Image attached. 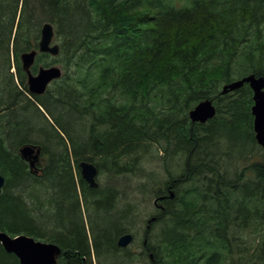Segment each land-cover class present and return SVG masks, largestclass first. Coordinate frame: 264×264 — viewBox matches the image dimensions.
Returning a JSON list of instances; mask_svg holds the SVG:
<instances>
[{
  "label": "trees",
  "instance_id": "16d2710c",
  "mask_svg": "<svg viewBox=\"0 0 264 264\" xmlns=\"http://www.w3.org/2000/svg\"><path fill=\"white\" fill-rule=\"evenodd\" d=\"M46 22L60 51L38 52L31 70L63 73L37 95L21 55L39 50ZM252 73L264 76V0H0V229L58 244L61 264H264L253 91L220 90ZM204 99L217 114L202 126L189 111ZM26 144L41 148L40 175ZM152 158L168 178L155 180ZM82 160L138 180L91 188ZM152 195L168 197L149 224ZM144 222L139 256L118 246ZM248 230L250 246L230 235ZM0 264H20L1 242Z\"/></svg>",
  "mask_w": 264,
  "mask_h": 264
},
{
  "label": "water",
  "instance_id": "95a60500",
  "mask_svg": "<svg viewBox=\"0 0 264 264\" xmlns=\"http://www.w3.org/2000/svg\"><path fill=\"white\" fill-rule=\"evenodd\" d=\"M56 37L55 27L52 23L46 22L41 28V38L39 41V50L24 52L21 55L23 69L28 74V88L33 94H43L48 85L62 75V69L58 65L48 67H39L37 73H33V66L38 52L49 53L53 56L59 54L60 45L54 42ZM248 83L253 91L254 103L251 112L254 116L255 137L260 146L264 148V76L248 74L240 79L234 80L223 86L221 93L225 94L234 91ZM217 113L216 106L212 99L200 101L194 108L189 111V117L194 122H205L213 118ZM21 156L29 162L30 167L34 168L38 162L41 149L37 145L26 144L19 149ZM81 176L89 183L91 187H97L99 184L96 180L98 174L97 166L88 160H82L79 163ZM5 185V177L0 174V193ZM174 193L171 192V197ZM156 217H151L148 222L151 223ZM150 225H148V228ZM134 241V235L131 232L122 234L117 241L121 248H126ZM0 242L7 252L14 253L20 264H60L61 247L49 241H43L27 234L12 236L0 229Z\"/></svg>",
  "mask_w": 264,
  "mask_h": 264
},
{
  "label": "rangeland",
  "instance_id": "374dc122",
  "mask_svg": "<svg viewBox=\"0 0 264 264\" xmlns=\"http://www.w3.org/2000/svg\"><path fill=\"white\" fill-rule=\"evenodd\" d=\"M54 42H59L56 39V37H55ZM58 66H59V64H58ZM62 73H63V70H62ZM222 88H223V86L221 85L220 90H222ZM155 154H156V152H155ZM152 159L154 160L152 162L153 169H156L157 172H158V174H157L158 175V179H155V180L156 181H161V180L163 181L166 178H168L169 176H168V172H167L166 165L162 161H160L159 159H157V158H152ZM172 164H173L172 162H169L170 171H172L174 173H177L178 172L177 169ZM243 166H244V163H243ZM97 179H98V182H99V186L100 187H104V185H106L108 183L109 184L119 183V184H121V186H120L121 188L126 187V186H129V185L132 187L133 182L135 183L138 180V179L137 180L134 179L133 175L132 174H129V173L115 175V174H112L110 172H105V171L99 172V169H98ZM156 181L153 183V186L152 187H154L156 185ZM137 197L140 198L141 196L138 194ZM152 197H153L152 200L147 205H143L141 207V210L140 211H141V215L144 216L143 217L144 220H147V219L149 220V218H151L152 216H155L153 214L156 213V211L158 209L154 205V200L156 198H154V195H152ZM84 208L85 207L82 205L83 212H84ZM145 225L146 224L144 222V223H140L138 225L132 226L133 228L130 231V232H132L135 235V241L130 245V249L134 253H136L137 256H139L140 251L143 250L142 249V246H141V242L143 241V238L145 239V237H144L145 236V232H144ZM257 227H259L260 230H263L264 229V224H261V225H259ZM251 229H255V228H251ZM230 235H232L233 237L237 238L238 241L245 240L246 241V243H244L245 246H250L253 243V241L255 240V238L257 237V234L251 232L250 230H248V231H240L238 233L231 232ZM256 243L253 245L254 247L256 246ZM143 260L144 259H142V257L140 256V258H134L132 260V263L131 264H148L147 261H143ZM94 264H98V261L97 262H94Z\"/></svg>",
  "mask_w": 264,
  "mask_h": 264
},
{
  "label": "flooded vegetation",
  "instance_id": "af4514ba",
  "mask_svg": "<svg viewBox=\"0 0 264 264\" xmlns=\"http://www.w3.org/2000/svg\"><path fill=\"white\" fill-rule=\"evenodd\" d=\"M213 103H214V101H213ZM215 105V104H214ZM217 114V113H216ZM216 116V115H215ZM214 116V117H215ZM213 117V118H214ZM213 118H210V119H208L207 121H205V122H199L200 124H202V126H204V125H206L207 123H209L210 121H211V119H213ZM202 137V136H201ZM200 137V138H201ZM31 145H33V144H31ZM36 145V144H35ZM38 146V145H37ZM38 147H40V146H38ZM41 149V148H40ZM28 162V161H27ZM28 164H29V162H28ZM44 163H43V158H42V152L40 153V157H39V160H38V162H36V166L34 167V168H31L30 167V164H29V167H30V170H31V172H33L34 174H36V175H40L41 174V172H42V166L41 165H43ZM201 178H202V181L204 182L205 181V176H204V174H202V176H201ZM98 180V179H97ZM89 184V183H88ZM90 186V185H89ZM91 187V186H90ZM99 187V186H98ZM92 188V187H91ZM172 189H170V191H171ZM170 191H169V194L168 195H170ZM166 197H168L167 195H164V196H159V197H156V199L157 198H161V199H159L157 202H155L156 201V199L154 200V205L156 206V208H158V209H161L162 208V204H161V200H163L164 198H166ZM135 236V235H134Z\"/></svg>",
  "mask_w": 264,
  "mask_h": 264
},
{
  "label": "bare ground",
  "instance_id": "6f19581e",
  "mask_svg": "<svg viewBox=\"0 0 264 264\" xmlns=\"http://www.w3.org/2000/svg\"><path fill=\"white\" fill-rule=\"evenodd\" d=\"M76 172H77V171H76ZM97 176H98V174H97ZM96 180H97V177H96ZM86 182H87V181H86ZM97 182H98V180H97ZM87 183H88V182H87ZM98 184H99V182H98ZM98 186H99V185H98ZM98 186H97V187H98ZM97 187H92V188H97ZM171 192H173V191H172V190L170 191V195H169L170 197H171ZM173 193H174V192H173ZM173 197H174V196H173ZM173 197H171V198H173ZM159 199H161V198H157L155 202H157ZM152 217H156V216H152ZM149 219H150V218H149ZM156 219H157V217H156ZM156 219H155V220H156ZM155 220H154V221H155ZM152 222H153V221H152ZM148 223H149V222H148ZM149 224H150V223H149ZM147 227H148V226H147ZM148 229H149V228H148ZM131 233H132V232H131ZM133 235H134V234H133ZM147 239H148V238H147V236H146L145 239H144V244L147 243ZM134 241H135V236H134ZM134 241H133V242H134ZM133 242H132V243H133Z\"/></svg>",
  "mask_w": 264,
  "mask_h": 264
}]
</instances>
